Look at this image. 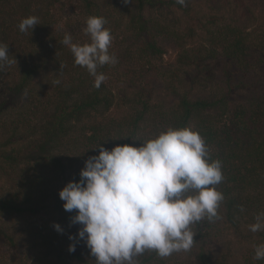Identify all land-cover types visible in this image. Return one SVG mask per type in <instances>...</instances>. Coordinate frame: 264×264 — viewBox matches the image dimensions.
I'll return each instance as SVG.
<instances>
[{
  "label": "trees",
  "instance_id": "obj_1",
  "mask_svg": "<svg viewBox=\"0 0 264 264\" xmlns=\"http://www.w3.org/2000/svg\"><path fill=\"white\" fill-rule=\"evenodd\" d=\"M59 2L18 0L15 6L0 0V42L9 46L12 61L0 62V174L15 181L11 175L16 171L23 181L21 190L0 193V215L12 218L32 211L34 198L37 204L52 198L61 208L54 224L64 230L40 226L30 233L28 252L32 246L39 251L29 258L31 264H53L56 257L64 264H96L83 240L78 243L83 252L77 245L69 251L65 235L74 236L81 226L73 225L75 213L63 208L58 178L79 181L85 161L99 154L100 144L108 150L139 147L168 127H191L204 138L211 159L222 162L224 179L216 188L224 199L218 218L190 226L196 235L189 250L163 258L146 250L134 258L136 264H186L176 259L183 253L193 255L194 264H264L255 259L264 230L249 229L264 213V21L253 47L249 16L240 25L233 12L227 19L214 8L203 13L195 0L185 5L79 0L83 14L108 19L105 27L115 41L129 44L120 58L110 47L118 63L98 69L106 79L96 88L94 77L75 64L54 30L52 12ZM28 16H36L40 25L22 33L18 25ZM169 46L178 52L172 64L163 61ZM135 53L141 70L129 63ZM116 73L127 85L117 95L106 85ZM229 236L244 248L243 255L230 247L218 249ZM7 239L13 245L14 238L7 234ZM55 243L63 248L53 255L49 251L58 248ZM87 251L90 256L84 257Z\"/></svg>",
  "mask_w": 264,
  "mask_h": 264
},
{
  "label": "clouds",
  "instance_id": "obj_2",
  "mask_svg": "<svg viewBox=\"0 0 264 264\" xmlns=\"http://www.w3.org/2000/svg\"><path fill=\"white\" fill-rule=\"evenodd\" d=\"M175 2L185 5L186 0ZM106 23L102 16H90L84 29L90 42L74 43L67 33L62 40L75 64L94 77L96 88L106 79L98 69L118 63L109 52L113 37ZM36 25L39 19L28 16L18 27L32 33ZM8 49L0 42V62H12ZM96 148L99 154L85 161L79 181H69L59 191L64 210L75 213L71 223L81 226L69 240H83L96 264H136L134 258L146 250L162 258L187 251L196 235L190 226L205 217L218 218L224 199L216 188L224 179L222 162L211 159L204 138L193 128L168 127L139 147ZM255 219L250 231L264 230V213ZM53 227L64 231L58 223ZM75 247L69 244V251ZM255 259H264V244L255 247Z\"/></svg>",
  "mask_w": 264,
  "mask_h": 264
},
{
  "label": "rangeland",
  "instance_id": "obj_3",
  "mask_svg": "<svg viewBox=\"0 0 264 264\" xmlns=\"http://www.w3.org/2000/svg\"><path fill=\"white\" fill-rule=\"evenodd\" d=\"M18 1V0H17ZM17 1L12 0V4L17 6ZM34 2L40 3L41 0H32ZM78 1L79 0H60L59 3H57L56 7L53 9V19H54V30L58 34L59 41L63 40L65 34H70L72 37V41L74 43L83 44L86 42H90V37L85 33L84 29L86 28V21L90 17L87 14H83L81 10L78 8ZM237 0H195V6L201 10V12L206 13L210 12L211 9H215L217 14L220 16L227 18L231 17V13L233 12L234 19L236 22L240 25H245L246 23V16H249L251 19V22L253 23L252 27L248 29L249 32H251V44L253 47L257 45L258 38L254 37L255 35H258L260 32V24L264 21V0H241L240 3L236 2ZM227 3V7H223V4ZM242 5V7L240 6ZM36 6V5H34ZM119 15L116 16L118 19ZM108 22V19H107ZM4 29H7L4 27ZM111 45V50L114 51L118 57L120 58L119 54L123 53V51L127 50L128 43L123 44L121 40L115 41L116 35L114 34ZM67 49H70L68 46H66ZM136 54L133 55V59L129 62L133 66H137L139 70H141L142 63L140 60L136 57ZM177 50L173 46H169L167 48L166 53L163 56V61L166 64H172L175 63L177 60ZM126 63V62H125ZM127 64V63H126ZM128 65V64H127ZM129 66V65H128ZM114 67V66H113ZM18 71H13L14 74L13 77L17 78L18 74H16ZM118 73L116 74H110V76L106 80L107 88L112 91L113 93H117L118 91H121L122 88H125L127 85L126 83L122 84V78H120V81L118 80ZM140 74V72H139ZM254 74V73H251ZM44 78L43 80H45ZM215 85V84H214ZM49 93V92H48ZM117 95V94H116ZM28 109V108H27ZM20 112H25L19 110ZM116 107H113L111 109V114L116 113ZM23 114V113H22ZM16 115H13L12 118H15ZM33 118V116H31ZM13 174L11 175V178L15 181H10L8 175L6 174H0V193L1 192H7V191H19L22 189L23 181H21L22 177H20L19 172L12 171ZM65 178V179H64ZM69 180L66 177H60L57 180L58 186H57V192H59L67 183ZM22 184V185H21ZM57 185V184H56ZM55 187V185H54ZM53 187V189H54ZM35 203L33 204V210L32 211H26L25 213L9 218L0 215V264H31V260L29 258L31 256L36 255V253L39 251L35 250L32 246V249L30 253L28 252L30 249V243H27L29 240L30 233L33 230H37V228H40V226H46V227H53L54 221L56 223V220H59V211L61 208L59 207V204H56L55 201L50 198L47 199V201L42 202L41 204H37L38 200L34 198ZM40 200V197H39ZM18 202L23 203V199L20 196V199ZM36 206V207H35ZM24 208H26L24 206ZM50 229V228H49ZM52 230L54 229L51 228ZM78 232V231H77ZM77 232H74V236L77 234ZM7 234L12 236L14 238V242L12 245V242H9L7 239ZM33 234H36V232H33ZM69 235H65V240L69 241L68 244L75 243L79 247V251L83 249V247H80L78 245L79 241L69 240ZM55 245H57L55 243ZM57 249H50L49 253L55 254L59 251L60 248H63L61 244L57 245ZM228 247L232 248L234 251L238 252V254L243 255L244 248L241 249V246L237 245V242L232 236H229L226 240L222 242L221 245H219L218 249L220 251H225ZM52 248V247H51ZM27 252L29 254H27ZM83 252V251H81ZM50 255V254H48ZM90 256L89 252L87 251V254H84V257ZM238 261L241 262L242 258L239 256L237 257ZM178 261H184L186 264H194V256L190 255L189 253H183L181 256L177 257ZM69 260V259H68ZM175 259H172L173 261ZM73 261V260H71ZM70 261V262H71ZM167 263H170V260L167 261ZM53 264H64L63 262H60V260L56 257L53 260Z\"/></svg>",
  "mask_w": 264,
  "mask_h": 264
}]
</instances>
